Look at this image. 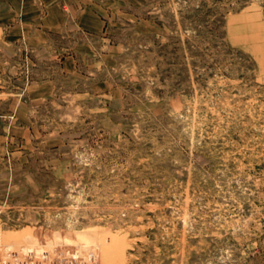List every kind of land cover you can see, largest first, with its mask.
<instances>
[{
	"label": "rangeland",
	"instance_id": "1",
	"mask_svg": "<svg viewBox=\"0 0 264 264\" xmlns=\"http://www.w3.org/2000/svg\"><path fill=\"white\" fill-rule=\"evenodd\" d=\"M96 3L0 37V264H264V0Z\"/></svg>",
	"mask_w": 264,
	"mask_h": 264
},
{
	"label": "crops",
	"instance_id": "2",
	"mask_svg": "<svg viewBox=\"0 0 264 264\" xmlns=\"http://www.w3.org/2000/svg\"><path fill=\"white\" fill-rule=\"evenodd\" d=\"M96 5V0H0V37L33 52L57 37L96 35L105 25ZM78 45L62 58V71H77Z\"/></svg>",
	"mask_w": 264,
	"mask_h": 264
}]
</instances>
